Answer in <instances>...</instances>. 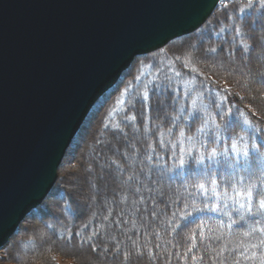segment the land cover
Here are the masks:
<instances>
[{
  "label": "trees",
  "instance_id": "trees-1",
  "mask_svg": "<svg viewBox=\"0 0 264 264\" xmlns=\"http://www.w3.org/2000/svg\"><path fill=\"white\" fill-rule=\"evenodd\" d=\"M205 29L207 39L199 42L197 52L231 59L235 64L244 58L254 66L253 73L262 83L255 94H250L240 76L208 63L203 65L192 58L195 52L186 51L185 44ZM175 45L181 47L180 55L189 53L190 69H184L185 58L177 55L170 58L176 63V71L163 70L157 61L139 66L141 61ZM256 53L263 56L256 58ZM123 85L121 109L106 117L108 105L119 92L113 95ZM205 119L209 125L201 132ZM212 119L221 126L219 141L210 135L217 131ZM245 120L251 124H245ZM89 126V135L76 152L79 159L84 158L81 163L89 174L95 175L99 169L102 173L92 188L94 200L82 208L81 214L77 205L83 194L61 184L62 171ZM233 141L241 149L249 147L246 158L231 151ZM253 144L258 150L251 149ZM212 148L217 155L210 159ZM104 160L106 163L100 164ZM103 171L106 175L114 173L115 181L105 178ZM201 183L206 193L198 189ZM249 186H253L252 212L247 211V199L237 195ZM214 187L219 195L213 194ZM74 192L79 193L77 197ZM51 199L54 203L47 207ZM262 199L264 0H221L198 30L137 56L117 84L96 103L68 148L53 189L23 220L6 251L17 264H58L59 257L81 263L76 255L64 253L74 248L86 249V253L90 250L89 255L111 264H264V211L258 210ZM39 228L46 229L44 238L55 241L54 247H33L36 240L31 236ZM21 249L20 256L13 255V250L18 253Z\"/></svg>",
  "mask_w": 264,
  "mask_h": 264
},
{
  "label": "water",
  "instance_id": "water-1",
  "mask_svg": "<svg viewBox=\"0 0 264 264\" xmlns=\"http://www.w3.org/2000/svg\"><path fill=\"white\" fill-rule=\"evenodd\" d=\"M220 2L0 0V251L135 58L195 32Z\"/></svg>",
  "mask_w": 264,
  "mask_h": 264
},
{
  "label": "rangeland",
  "instance_id": "rangeland-1",
  "mask_svg": "<svg viewBox=\"0 0 264 264\" xmlns=\"http://www.w3.org/2000/svg\"><path fill=\"white\" fill-rule=\"evenodd\" d=\"M223 4V3H222ZM198 36V35H197ZM202 39H207V35H206V29L205 31L202 32V34H200L198 37H196L195 39L190 40L187 44H185L186 46V51L190 52V53H194L195 54H191L192 58L195 61H198L199 63L206 65L207 63L210 64V66H216L218 68H221L223 71L227 72V73H235L236 75L240 76V78H242L245 87L248 89V91L250 92V94H255L256 93V88L258 86H260L262 83L257 79V77L255 76L256 74L253 73L254 71V66L253 65H249L248 63H246V60L243 58L240 61H238L237 64L232 63L231 59H225V58H221V57H215L212 56L211 54H209L208 52L205 53L206 55L200 54L197 51H200V48L198 46L199 42ZM181 48L177 45L175 46H170L169 48H166L164 50H161L160 52H158V54L153 55L151 58H149L147 61H141L139 66L145 67V65L152 63L154 61L160 62L162 63L161 68L164 70L165 68L169 71H176L174 70V64H176L175 62H172L170 60V58H174L176 55L180 56L182 58V56L185 58V60H183V62L186 64V68H184L185 70L190 69L192 66L191 61L188 59L189 58V53H186L183 55V52H181V55L178 53V49ZM202 57H201V56ZM263 54L260 53H256V58L257 57H262ZM197 59V60H196ZM145 64V65H144ZM165 67V68H164ZM161 69V70H162ZM185 70H183L185 72ZM251 71V72H250ZM124 86V85H123ZM125 86L120 88V90H118L113 96H115L118 92V95H116V99L115 101L110 105H108V109L109 111L106 113V117H110L113 116L115 113H117L120 109H121V104L123 102V96H124V91H125ZM122 89V90H121ZM112 96V97H113ZM164 104V103H163ZM166 105V103L164 104ZM90 131V126L84 131V133L82 134L80 140H78V144L76 145V147L74 148V150L72 151V153L70 154V156H68V158L66 159L63 171H62V183L61 184H65L67 189H79V192L81 193V195L83 194L85 197L83 200L82 196L81 199L84 201L82 204L77 205V208L82 209V207L84 208L86 205H89L92 203V201L94 200L95 196H94V190H92V188L94 187V183H96V181L99 179V177L101 176V171L100 169L98 171H95V175H91L89 174V172H87V168L82 164L83 163V159L84 158H80L79 159V152L77 151L78 146H80V143H83V139H85V137L87 135H89ZM102 138V140H105V136L101 135L100 136ZM135 138H138L137 136ZM133 143H129V146H132ZM83 150V149H81ZM84 157H85V151H84ZM82 162V163H81ZM134 163H138V160H133ZM106 161H102L100 162V164H105ZM88 168L90 169V166H88ZM84 173V174H83ZM108 180L110 181H115L116 179V175L112 172H108L107 175ZM66 180L69 183H65ZM77 181V182H76ZM73 182V183H72ZM72 184V185H71ZM78 184V185H77ZM100 186L103 185V183L99 182ZM78 193H75L74 196L77 197ZM160 195V194H159ZM53 200L55 199H51L50 202H48V206L47 207H52L53 205ZM85 204V205H84ZM81 211V210H80ZM51 220V218H50ZM30 219L27 221V225L30 224ZM23 231V229H22ZM27 230H25L26 232ZM46 229H40L36 230V232L31 236L32 238H34L35 244L33 245L34 248H41V250L44 249H48L51 246L54 247V245L56 244L55 241H53L52 239H50L49 241L46 240L45 234H46ZM15 240V239H14ZM18 240V237L16 239V241ZM17 244V242H16ZM18 245V244H17ZM16 245V246H17ZM59 245V243H58ZM6 247V248H5ZM1 251H0V264H17V262L15 263V261L13 260V258H11L8 253H7V245L5 246ZM25 247H27L26 245H22V248L25 249ZM29 248V247H28ZM75 250H73L74 254L71 252L72 250L69 249V253L70 255H76L79 256V261L82 262L83 264H85V262L87 263L89 259V262H94L96 264H111L110 262L105 261L104 259H102V257L98 258L96 256H91L89 255L90 250H88L87 253H85L86 251L80 250L78 248H74ZM18 250V249H17ZM71 250V251H70ZM22 249L21 251H19L17 253V251L13 250V255H15L16 257L20 256L22 254ZM65 252H68V249L65 250ZM84 252V253H83ZM72 253V254H71ZM81 253V255H80ZM85 254V256H87V258L85 259L84 257H82L83 254ZM88 254V255H86ZM83 259H85L86 261H83ZM115 260H117L119 262L118 258H115ZM117 261H115V263H117ZM88 262V263H89ZM58 264H81L78 263L74 260H72L71 258H65V257H59L58 258Z\"/></svg>",
  "mask_w": 264,
  "mask_h": 264
},
{
  "label": "snow or ice",
  "instance_id": "snow-or-ice-1",
  "mask_svg": "<svg viewBox=\"0 0 264 264\" xmlns=\"http://www.w3.org/2000/svg\"><path fill=\"white\" fill-rule=\"evenodd\" d=\"M212 51H215V49H212ZM137 79H139V77H137ZM144 96H145V98H147V92L144 93ZM192 104H193V108L195 109L196 101L193 100ZM190 115H191V113H190ZM244 123L247 124V125L251 124V122L248 121V120H245ZM208 125H209V120L205 119L204 120V124L200 127L199 131L204 132L205 127H207ZM211 125L217 131L211 132L210 135H212L217 141H219L221 139L220 134H219V130H220L221 126L219 124H217L214 119L211 120ZM206 134H209V133H206ZM181 135L183 136V133H181ZM189 139H191V137H189ZM251 149L254 150V151L258 150V146L253 144L251 146ZM227 150L228 149L226 148L225 151H227ZM231 151L234 152V153H237L238 155H242V156H244L246 158L248 156V153H249V147L247 145H245L243 147V149H241L240 147H238V144L235 141H233L232 144H231ZM216 155H217L216 149L212 148L211 152L209 153V158L211 159L212 157H215ZM203 158H204L203 155H201L199 157L200 160H202ZM180 163L182 165L184 163V160L181 159ZM211 183L213 184V186L216 185V181L215 180H213ZM197 187H198V189L201 192H204V193L207 192V188L205 187V185L203 183L199 184ZM213 194L214 195H219V193L215 192V187L213 188ZM237 195L244 196L247 199V201H248L247 211L248 212H252L251 201H252V198H253V186H249V188L246 191H244V192H238ZM240 207H244V205H240ZM216 210H217V208L215 206H213V211H216ZM258 210L259 211H264V199L259 201ZM196 211H201V209H196Z\"/></svg>",
  "mask_w": 264,
  "mask_h": 264
},
{
  "label": "bare ground",
  "instance_id": "bare-ground-1",
  "mask_svg": "<svg viewBox=\"0 0 264 264\" xmlns=\"http://www.w3.org/2000/svg\"><path fill=\"white\" fill-rule=\"evenodd\" d=\"M210 17H211V16H210ZM197 30H198V29H197ZM192 33H193V32H192ZM190 34H191V33H190ZM190 67H191V66H190ZM164 68H165V67H164ZM181 73H182V72H181ZM187 75H188V74H187ZM157 77H158V76H157ZM182 77H183V76H182ZM166 80H167V79H166ZM185 80H186V79H185ZM196 82H197V81H196ZM149 83H150V82H149ZM167 84H168V83H167ZM200 85H201V84H200ZM153 87H154V86H153ZM149 88H150V87H149ZM176 89H177V88H176ZM190 89H191V88H190ZM150 92H151V90H150ZM197 93H198V92H197ZM177 94H178V93H177ZM185 97H186V96H185ZM156 101H157V100H156ZM181 101H182V100H181ZM148 104H149V103H148ZM155 104H156V103H155ZM155 104H154V105H155ZM163 105H164V104H163ZM163 105H162V106H163ZM169 105H170V104H169ZM160 106H161V105H160ZM157 107H158V106H157ZM153 109L155 110V108H153ZM200 112H201V111H200ZM152 114H153V113H152ZM180 116H181V115H180ZM180 118H181V117H180ZM135 121H136V120H135ZM171 121H172V120H171ZM165 123H166V122H165ZM129 124H130V123H129ZM118 128H119V127H118ZM151 133H152V132H151ZM110 138H111V137H110ZM118 138H119V137H118ZM169 138H170V137H169ZM163 139H164V138H163ZM115 140H116V139H115ZM91 160H92V158H91ZM93 160H94V159H93ZM95 164H96V163H95ZM104 167H105V166H104ZM95 169H96V168H95ZM101 173H102V172H101ZM105 173H106V172L103 171V175H104ZM83 174H84V173H83ZM95 174H96V173H95ZM105 178H106V174H105ZM105 178H104V179H105ZM104 179H103V180H104ZM103 180H102V181H103ZM65 181H66V180H65ZM66 182H67V181H66ZM66 182H65V183H66ZM76 182H77V181H76ZM103 182L105 183L106 180L103 181ZM67 183H69V182H67ZM72 183H73V182H72ZM69 184H70V183H69ZM107 184H108V182H107ZM71 185H72V184H71ZM77 185H78V184H77ZM106 186H107V185H106ZM103 187H104V186H103ZM109 187H110V186H109ZM69 189H70V188H69ZM72 189H73V188H72ZM72 189H71V190H72ZM100 189H101V188H100ZM107 189H108V186L106 187V190H107ZM71 190H70V191H71ZM103 190H105V188H103L101 191L103 192ZM106 190L104 191V193L106 192ZM109 190H110V189H109ZM109 190H107V193H108ZM73 191H74V190H73ZM76 191H77V190H76ZM78 191H79V189H78ZM78 191H77V192H78ZM102 192H101V193H102ZM71 193H72V192H71ZM74 193H75V192H74ZM78 194H79V193H78ZM80 194H81V193H80ZM80 197H81V196H80ZM75 199H76V197H75ZM79 200H80V199H79ZM81 200H82V199H81ZM82 201H83V200H82ZM81 203H82V202H81ZM81 203H80V204H81ZM78 205H79V204H78ZM84 205H85V204H84ZM79 207H80V206H79ZM82 208H83V207H82ZM79 209H80V208H79ZM86 209H87V208H86ZM80 210L82 211V209H80ZM81 211H79V212H81ZM83 211H84V209H83ZM83 211H82V212H83ZM136 211H137V210H136ZM82 212H81V214H82ZM143 212H144V211H143ZM79 214H80V213H78V215H79ZM81 214H80V215H81ZM144 214H145V213H144ZM140 215H141V214H140ZM10 240H11V239H10ZM48 241H49V240H48ZM72 241H73V240H72ZM64 247H65V246H64ZM64 249H65V248H64ZM89 249H90V248H89ZM71 250H72V249H71ZM71 250H70V251H71ZM73 250H75V249H73ZM73 250L71 251L72 253L74 252ZM80 250H81V249H80ZM85 250H86V249H85ZM85 250H84V251H85ZM75 251H76V250H75ZM76 252H77V251H76ZM64 253H66V252H64ZM68 253H69V249H68L67 254H68ZM72 253H71V254H72ZM83 253H84V252H83ZM83 253H82V254H83ZM85 253H86V252H85ZM73 254H74V253H73ZM73 254H72V255H73ZM80 255H81V253H80ZM86 255H88V254H86ZM76 256H77V254H76ZM84 256H85V254L82 255V257H84ZM77 257H79V256H77ZM85 257L87 258V256H85ZM85 257H84V258H85ZM86 258H85V259H86ZM79 259H81V258H79ZM85 259H83V261H86ZM87 260H88V262H89V259H87ZM80 261H82V260H80ZM88 262H87V263H88ZM81 263H82V262H81ZM87 263L85 262V264H87Z\"/></svg>",
  "mask_w": 264,
  "mask_h": 264
}]
</instances>
